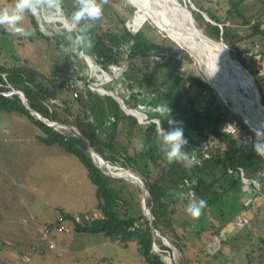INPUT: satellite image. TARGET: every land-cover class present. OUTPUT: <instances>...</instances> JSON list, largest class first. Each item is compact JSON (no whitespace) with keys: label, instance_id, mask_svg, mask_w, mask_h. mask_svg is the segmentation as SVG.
I'll list each match as a JSON object with an SVG mask.
<instances>
[{"label":"rangeland","instance_id":"obj_1","mask_svg":"<svg viewBox=\"0 0 264 264\" xmlns=\"http://www.w3.org/2000/svg\"><path fill=\"white\" fill-rule=\"evenodd\" d=\"M185 1L189 4V0ZM226 1L217 0L213 3L215 10L221 17H225L230 8ZM262 1L248 0L247 2L261 4ZM14 3L15 0H0V8H12ZM74 5L75 0H63L62 6L65 9L61 7L59 12L55 10L41 11L37 16H34L35 23L32 20L33 15L25 14L20 26L33 33L29 36H21L0 27V64L28 65L43 75L49 76L57 83H61L65 77L70 79L72 77L70 75L86 77L89 74L87 55L92 56L94 39L85 33L83 34L84 43L78 46L75 52L66 51L70 48V39L77 34V29L75 31V26L72 25L65 13V11L73 9ZM137 12H139L137 0L134 4L129 5H125L123 0H109L103 6L101 21L103 22L107 18L112 20L118 16V13H121L125 18L129 16L130 21L134 20L133 26L137 27L135 23ZM204 15L210 19L206 14ZM146 22H149L154 28L149 23L144 25ZM92 23L95 24V22ZM154 23L159 24L156 21ZM154 23L150 19L145 20L140 28L141 34L166 46H171L175 40L178 43L177 51L183 60L182 65L177 70L168 65L170 62L168 58L150 65L153 66V69L148 74L163 91H170L172 88L176 96L185 101L186 96L182 92L183 88L180 89L179 85L177 86L179 82L177 77L180 78L190 73L192 67H195L200 77L208 83L210 91L205 93L203 90L200 91L196 85L187 83L188 91L194 97V102L199 109L205 106L203 101L207 103L214 94L218 105L231 110L235 119L229 115L228 120L223 125L224 132H233L234 137H239L240 133H251L254 132V128H264L253 123L257 117L254 114H250V121L237 115L230 104L222 100L217 90L211 86L208 78L200 70L202 67L198 60L187 51L188 47L180 44L176 40V36L170 34L171 32L166 31V33L162 30L163 27L159 25L162 28L160 29ZM127 24L129 25V22ZM247 28L241 27L235 31V34H243L245 30H248ZM201 29L209 35L205 29ZM235 39L238 38L235 37ZM221 41L222 39L215 40L216 43ZM237 45L242 51V57L249 64L251 62L247 59L246 51L253 49L260 52L259 46H262L261 40L257 37L238 41ZM228 47H217L218 54L227 62L229 59L237 69L244 70L240 66L243 64L236 63L235 54H232L233 51L229 45ZM263 60L264 58H262ZM254 64L257 66V63ZM114 66L116 67L114 72L119 73L118 76L120 77L105 86L108 90H112L118 99L120 98L119 101H126L129 92L127 77L124 74L126 70L124 71L120 65L114 64ZM243 66L245 67V65ZM245 68L251 73L247 67ZM255 69L258 72L257 67ZM66 70L69 71L70 75L65 76L64 71L66 72ZM105 77L109 78L107 75ZM189 77H191L190 74ZM96 79L100 80L98 75L95 76ZM163 82L165 84H162ZM14 91L15 89L5 94L9 95ZM239 92H242L240 88L237 89V94L244 102ZM242 93L249 96L244 92ZM72 96V92L64 90H61L59 95L62 100L71 99ZM138 99L139 105L134 107V110H140L144 115L146 114L151 122L157 123L158 129L161 127V122L166 131L171 130L168 120L173 119L180 122L178 114L166 102L159 100L157 93L145 92ZM51 101L53 102V100ZM160 105H165L171 109V115H161L157 110ZM262 105L264 106L263 103ZM121 106L127 111L123 104ZM244 123L252 129L246 127ZM56 129L63 130L67 134L73 131L70 127L68 129ZM38 135H44L43 130L32 122L26 114L0 112V264H148L139 252L136 241L133 240L126 244L111 240L102 233L79 234L74 232L69 221L61 223L68 228V231H53L52 237L57 243V248H49L42 238L43 232L48 226L47 223L59 221L61 211L72 214L93 211V213H88V218H91L92 214H94V218H101L102 212L100 211L101 216H99V210L95 209L97 206L96 186L90 180L86 167L76 156L67 153L60 146L43 144L38 139ZM198 137L199 135L193 133L186 138L189 143L185 147L186 151H193L196 158L200 156L203 148L211 147V151L214 153L222 152L229 143V138L226 136L217 137L210 143H208L210 138L200 136L199 139ZM154 139L156 142L160 141L158 150L162 152V155L164 149L158 132L155 133ZM131 142L137 147L145 144L144 142L142 144L136 143L134 139ZM191 142H197V145H192ZM194 146L195 149L192 150ZM109 161L110 164L108 165L112 174L129 177V179L115 177L110 173V176L115 178L114 182H118L116 184L126 190L124 200L130 204V206L129 204L124 206L121 212H135L134 214L138 216V211L144 212L143 209H145L142 186L131 179L134 176L125 174L127 173L126 166H123L120 160L114 157ZM259 173L261 176H257L258 180L249 179L246 176L245 178L241 177L236 186H231V184L232 179L237 176L228 175L227 179L219 182L216 189L209 194L206 199L207 207L196 219L187 213V203L184 202L186 205L182 204L180 203L182 200H177V198L171 200L172 203L175 200L179 201L178 204L177 202L173 203L177 209L174 215V226L177 233L185 237V252L177 249L171 240L162 236L160 232L154 240L153 249L162 253L166 262H174V264H211L212 261H218L219 264L222 262L226 264H232V262L248 264V251L255 245L259 246L260 237L264 236V197L257 198V207L247 206L253 199L255 201L258 193H262L259 188L264 186V169L260 170ZM119 179L123 180L117 181ZM254 186L257 190L254 189ZM228 187L230 188L227 189ZM137 224L142 225V220ZM222 240L225 242L222 243ZM165 245L175 251L176 258L171 257L168 250L162 249V246ZM217 250L222 252H218V259L214 260L207 256L208 251L215 252ZM229 258L232 259V262H228L227 259ZM260 262L259 257L252 260V264H261Z\"/></svg>","mask_w":264,"mask_h":264},{"label":"trees","instance_id":"obj_2","mask_svg":"<svg viewBox=\"0 0 264 264\" xmlns=\"http://www.w3.org/2000/svg\"><path fill=\"white\" fill-rule=\"evenodd\" d=\"M179 1L184 3V0ZM214 1L217 0H189V4L187 1L186 3L192 11L196 24L205 29L213 39H222L230 46L235 58L251 71L260 92L261 101L264 104V77L258 75L253 64L247 63L237 45L238 41L257 37L262 44L259 49L264 51V0L261 4L247 2L248 0H227L230 8L225 17L218 15L213 6ZM191 4L196 9L192 8ZM62 8L65 9L63 6ZM73 11H75V5L73 9L65 11L69 20H71ZM204 14L210 19H207ZM101 19L95 21L92 29L87 32L95 42L92 49V59L96 65L106 71H110V67L114 64L127 66L124 74L127 77L129 92L126 101H124L125 104L129 108H134L139 105L138 98L143 93H157L159 100L166 102L178 114L185 138L195 133L199 137L210 138L208 141L210 143L217 137L226 136L229 138L227 148L222 152L217 151L215 153L211 151V147L203 148L200 156L195 157L197 163L191 168H185L182 163H169L163 155L164 150L162 155V152L158 150L160 141L156 142L154 139L158 129L156 122L140 123L135 116L123 109L121 103L116 99L117 97L111 94L88 91L77 98L72 96L71 99L62 100L59 97L60 91H67L65 85L69 78L65 77L61 83H57L49 76L43 75L28 65L0 64V112L26 114L32 122L43 130L44 135H38V139L43 144L60 146L67 153L76 156L86 167L90 180L96 186L97 206L95 209L102 212V217L94 218V214H92L91 218H88V213H93V211L78 214L61 211L63 221H69L74 232L79 234L102 233L111 240L126 244L134 240L137 242L139 252L148 264H168L163 256L153 249L154 234L147 216L140 210H137L138 216L134 214L135 212H121L123 207L129 204L124 200L126 190L117 185L118 182H114L115 178L106 174L97 165V161H94L84 142L74 131L67 134L63 130L56 129L57 127L36 119L23 104L18 93H13L10 96L5 93L14 89L23 91L28 103L45 118L60 121L61 124L71 123L77 127L88 138L92 147L104 156L103 158L108 164H110L111 158L116 157L123 166H129L139 173L149 185L148 204L158 231L162 236L168 237L181 252H185L186 249L185 237L178 234L174 226V215L177 209L173 203L180 199L182 204L189 203L190 198L186 197L188 188L183 186L185 179L196 182L194 199L206 201L209 194L216 189V185L226 180L230 174L237 176L232 179L231 186H236L241 177L257 179L258 175L261 176L259 171L264 169V158L259 157L252 147L256 140L254 132H251L253 138L250 139L242 133L239 137H234L233 132H224L223 125L228 120L229 115L233 119L235 117L230 109L218 105L214 94L207 103L203 101L205 106L200 109L196 106L195 99L186 86L187 83L196 85L200 91L203 90L205 93L210 91V87L200 77L195 67H192L190 73L180 78L177 77L179 80L177 86L179 85L180 89L183 88L182 92L186 96L185 101L176 96L172 88L170 91H163L150 77L148 73L153 69V66L150 65L159 63L161 60L168 58L170 61L168 65L176 70L182 65L183 60L177 51L178 43L176 41L172 40L173 44L166 46L144 37L141 34V29L136 32L131 29V26L127 24L130 22L129 16L125 18L121 13H118V16L112 20L107 18L102 22ZM32 20L35 23L34 16H32ZM147 23L149 22L144 25ZM149 25L154 28L150 23ZM241 27H248V30H245L243 34H235V31ZM235 37L238 39L236 40ZM125 44L128 45L126 55L120 56L113 50L114 46L119 47ZM152 53H162L163 58L160 61L148 63V58ZM64 74L65 76L70 75L67 70L64 71ZM54 99H58L60 102H52L51 100ZM245 126L248 127L246 124ZM133 139L136 143L142 144L144 142L145 144L137 147L131 142ZM191 144L197 145V142H191ZM194 149L195 146L192 150ZM205 153H208L207 157ZM192 154L194 155V153ZM120 180L123 179L117 181ZM254 189H256L255 186ZM259 189L262 193H258L255 201L253 199L247 206L257 207V198L264 197V186ZM174 198L177 200L172 203L171 200ZM141 220L142 225H138L137 223ZM54 224L60 225L61 223L58 221L48 225ZM221 242L224 243L225 241L222 240ZM162 249L168 250L170 253L173 251L171 247L166 245L162 246ZM218 252L220 253L221 250L208 251L207 256L216 260L219 258ZM255 257L260 258L261 264L264 263V236L260 237L259 246L255 245L248 251V264H252ZM227 260L232 262L231 258ZM217 263L218 261L211 262V264ZM221 264L226 263L222 262ZM232 264L235 263L232 262Z\"/></svg>","mask_w":264,"mask_h":264},{"label":"bare ground","instance_id":"obj_3","mask_svg":"<svg viewBox=\"0 0 264 264\" xmlns=\"http://www.w3.org/2000/svg\"><path fill=\"white\" fill-rule=\"evenodd\" d=\"M137 3L139 12L135 15L136 28L142 26V23H144L145 20L150 19L153 22L156 21L159 23L158 25L164 29L157 24L156 25L163 31L171 32L170 34L176 36V40L186 48L188 47V50H186L198 60L202 67L200 68L199 66L200 70L208 78L211 86L217 90L221 99L230 104L237 115L243 116L245 120L250 121L251 118L249 116L254 113L248 105L241 101V98H239L237 94V89L240 88L242 92L249 96H254L255 98L252 81L247 72L245 70L237 69L229 59H227L229 63L226 60H223L217 52V47H221L218 43H202L194 37L184 23L185 20H187L188 13L186 9L177 2V0H137ZM253 123L264 127V115L262 114L261 122H259L256 117ZM53 125L57 128H69L68 125L61 123H54ZM248 127L252 129L249 125ZM93 154L97 163L107 165L109 172L112 174V171H110L111 169L104 158L97 153ZM125 174L133 176V174L129 172ZM114 176L129 179V177L124 175ZM133 178L134 177L131 179ZM168 263L172 264L173 262Z\"/></svg>","mask_w":264,"mask_h":264},{"label":"clouds","instance_id":"obj_4","mask_svg":"<svg viewBox=\"0 0 264 264\" xmlns=\"http://www.w3.org/2000/svg\"><path fill=\"white\" fill-rule=\"evenodd\" d=\"M63 0H15L12 8H0V27L6 31H11L21 36H29L33 33L26 31L20 26V22L24 19L25 14L37 16L41 11L55 10L59 12L62 7ZM109 0H75V11L71 14V23L77 29V34L70 39V48L66 49L69 52H75L81 44L84 43V35L89 32L93 23L100 20L103 16V6ZM136 0H123L125 5L134 4ZM87 22V23H85ZM72 31V29H69ZM158 112L161 115L170 114L171 109L165 105L158 106ZM170 125L169 131L162 127L157 129L158 135L162 139L164 155L169 163H182L185 168L193 167L197 161L192 154L185 150L188 145V140L184 136V130L181 122L173 119L168 120ZM256 140L252 144L254 152L261 158H264V128L253 129ZM207 207V201L204 199L190 198L187 204L186 211L193 218L196 219L202 214V210Z\"/></svg>","mask_w":264,"mask_h":264},{"label":"built area","instance_id":"obj_5","mask_svg":"<svg viewBox=\"0 0 264 264\" xmlns=\"http://www.w3.org/2000/svg\"><path fill=\"white\" fill-rule=\"evenodd\" d=\"M134 20L129 22V25L131 26V29L133 31H138L140 27L136 28L135 26H133ZM264 26V25H263ZM113 50L118 53L120 56H124L127 53L128 50V45H120L119 47L114 46ZM88 56V55H87ZM246 56L247 59L251 62V64L253 63V65H255L254 63H257V66L255 65V67H257L258 69V75L261 77H264V60L262 61V58H264V51H254L253 49H248V51H246ZM163 58V54L162 53H152L149 58H148V63L151 62H156L159 61ZM88 60V66H89V74L86 77H81V76H77V77H73V75H71L72 77L70 79H67L66 81V85H65V89L67 91L72 92V95L74 97H79L80 95L88 92V91H96V92H100L102 94H111L113 96H116L115 93L113 91L110 92V90H108V88H106V84L117 80L120 76L119 73H115L114 70L116 69V67L114 65H112L110 67V71L104 70L102 67H100L99 65H96L94 63V60L88 56L87 57ZM123 67V70H126L125 65H120ZM123 71V72H124ZM95 73V74H94ZM94 74V75H93ZM98 75V79L95 80V76ZM109 76V78H106L105 76ZM13 94V92H12ZM11 95V94H9ZM120 99V98H119ZM54 102L58 101L57 100H53ZM60 102V101H59ZM124 102V101H123ZM125 103V102H124ZM122 103L127 111L132 114L133 116H135L138 121L140 123H150L151 120L148 119L147 115L140 111V110H134V108H129L126 104ZM245 136H247L249 139L253 138V135L250 132H246L244 133ZM256 139V137H255ZM205 156H208V153H205ZM200 163V162H199ZM195 180H191V179H185L183 186L188 188L186 197L188 198H194L196 193L194 190V185H195ZM99 216H101V212L99 211ZM59 222L62 223L63 222V218L60 217ZM242 224V222H241ZM54 230H58L59 232H66L68 231V228H66L63 224H54L52 226H46L44 232H43V240L45 243L48 244L50 249H56L57 248V243L55 242V240L53 239V231Z\"/></svg>","mask_w":264,"mask_h":264},{"label":"water","instance_id":"obj_6","mask_svg":"<svg viewBox=\"0 0 264 264\" xmlns=\"http://www.w3.org/2000/svg\"><path fill=\"white\" fill-rule=\"evenodd\" d=\"M177 2L186 9L187 11V20H185V26L186 28L194 35V37L198 40H200V42H205V43H216L215 40L213 38H211L209 35H207L201 28L198 27V25L195 22V19L193 17L192 11L189 9L188 4L186 3V1L184 0V3L182 4L179 0H177ZM192 8L195 9L194 5H191ZM209 19V18H208ZM169 36V35H168ZM170 37V36H169ZM171 38V37H170ZM218 43V42H217ZM219 46H221V48L223 46L228 47L227 44H225L223 42V40L221 42L218 43ZM229 48V47H228ZM235 61L237 63H240L238 60L235 59ZM244 70L247 72V74L250 76L251 81H252V86H253V90H254V96H246L244 94H242V92H239L242 99L244 100L245 104L248 105L252 112L254 113L255 116H257L258 121L261 122V118H262V114L264 115V106L261 103V97L258 94V90H257V86L255 83V79L253 77V75L243 66L241 65ZM13 93H18L20 95V97L22 98V102L23 104H25V106L30 110V112L32 113V115H34V117L50 126L55 127L53 124L54 123H60V121H52L50 119L45 118L41 113H39L36 109H34L27 101V98L25 96V93L21 90H15ZM12 95V94H11ZM10 96V95H9ZM119 101V100H118ZM121 104L124 103L123 101H119ZM125 104V103H124ZM73 131L74 133L84 142L87 150L90 152L92 158L94 159V154L93 153H97L98 155H100L101 157H104L103 155H101L100 153H98L91 145L90 141L88 140V138L74 125L66 123ZM95 161V159H94ZM96 163V162H95ZM97 164V163H96ZM106 174H108L110 176V172L108 170L107 165L102 166L97 164ZM127 170V172L132 173L134 176V180L137 181L138 183H140V185L143 188V205H144V212L145 215L147 216V218L150 221L151 224V228L154 234V240L157 237L159 231L156 227L155 221H154V216L153 213L151 211V208L148 206V200L146 199L147 196L149 195V185L148 183L145 181V179L136 171L132 170L129 166H127L125 168ZM162 256L163 254L160 253ZM171 257L176 258V254L175 251L173 250L172 253L170 254ZM168 263V262H167ZM169 264V263H168ZM174 264V263H173Z\"/></svg>","mask_w":264,"mask_h":264},{"label":"crops","instance_id":"obj_7","mask_svg":"<svg viewBox=\"0 0 264 264\" xmlns=\"http://www.w3.org/2000/svg\"><path fill=\"white\" fill-rule=\"evenodd\" d=\"M258 50V49H257ZM260 50V49H259ZM260 51H263V50H260ZM88 56H90L91 58H92V56L91 55H88ZM235 60V59H234ZM81 77H83V76H81ZM112 85H114V84H112ZM110 91H112V90H110ZM255 181H257V180H255ZM47 224H49V223H47ZM32 235L34 236V234L32 233Z\"/></svg>","mask_w":264,"mask_h":264}]
</instances>
